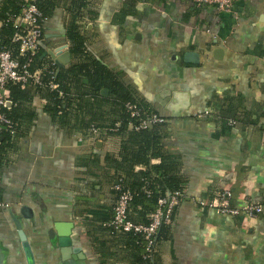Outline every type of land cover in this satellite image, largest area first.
Returning a JSON list of instances; mask_svg holds the SVG:
<instances>
[{
    "label": "crops",
    "instance_id": "crops-1",
    "mask_svg": "<svg viewBox=\"0 0 264 264\" xmlns=\"http://www.w3.org/2000/svg\"><path fill=\"white\" fill-rule=\"evenodd\" d=\"M65 2L56 0L45 22V52L69 50ZM82 12L89 55L165 118L164 143L187 176L185 196L154 248L158 264H264V214L232 217L198 205L224 190L236 206L264 201V0H238L231 12L188 0H87ZM187 53L197 62H187ZM43 105L33 99L35 117L0 152L4 264H26L14 219L35 264H100L84 211L115 203L104 157L117 153L119 138L83 139L61 128ZM221 106L226 116L244 120L226 125L203 116ZM59 223L73 224L72 243L84 257L76 263L61 259Z\"/></svg>",
    "mask_w": 264,
    "mask_h": 264
},
{
    "label": "trees",
    "instance_id": "trees-1",
    "mask_svg": "<svg viewBox=\"0 0 264 264\" xmlns=\"http://www.w3.org/2000/svg\"><path fill=\"white\" fill-rule=\"evenodd\" d=\"M65 1L67 19L64 35L72 61L66 68L57 71L51 61L40 60L45 52L40 44L32 69L42 71L41 85H29L24 89L11 87L12 107L8 114L16 123L17 130L10 140L6 137L0 140V152L10 148L11 141L20 133L24 124H30L36 115L31 104L34 98H39L44 101L43 112L61 128L72 130L83 139H91V128L98 130L101 136L104 134L119 138L117 153H106L104 157L106 178L112 188L110 193L116 201L122 190H129L132 194V218L138 223L148 224L149 215L156 209L159 197L176 191L182 193V197L185 196L187 176L182 172L179 155L169 150L164 143L169 134L166 123L143 130H133L130 127L138 124L140 117L160 115L146 103L138 101L132 91L119 81L117 75L89 55L81 29V22L86 15L82 10L86 8L87 0ZM22 5L23 0H3L0 3V22L10 17L17 18ZM36 5L48 19L58 4L56 0H36ZM12 34L11 25H2L1 45L6 49H12ZM50 85L55 88H50ZM103 89L108 91L107 96L101 95ZM130 102L137 103L142 116L130 117L126 108V104ZM221 108L218 111L206 110L203 116H212L216 123L226 125L244 120L237 114L226 116L228 114L225 112L229 110ZM117 185L120 190H117ZM113 207L114 205H102L84 211L89 215L85 217L86 234L92 251L99 256L100 264H158L154 248L157 241L165 237L164 230L168 226L160 227L154 238L152 251L147 253V243L142 235L118 232L111 227ZM107 258L111 261L108 262Z\"/></svg>",
    "mask_w": 264,
    "mask_h": 264
},
{
    "label": "built area",
    "instance_id": "built-area-1",
    "mask_svg": "<svg viewBox=\"0 0 264 264\" xmlns=\"http://www.w3.org/2000/svg\"><path fill=\"white\" fill-rule=\"evenodd\" d=\"M197 8L212 7L217 12H231L238 0H188ZM47 18L36 5V0H23L21 11L17 18H8L0 22L2 25H11L13 34L10 38L12 49H6L1 45L0 35V140L4 137L12 138L16 134L17 125L9 116L8 111L12 107L10 100L11 87L18 86L24 89L29 85H41L42 71L32 69L34 61L40 49ZM50 74H52L50 72ZM50 88H55L50 85ZM11 106L8 107L7 103ZM126 108L130 117L139 118L142 111L137 103H127ZM138 124L131 125L133 130L147 129L153 125L165 124L166 120L156 114L140 117ZM234 122H230L232 125ZM98 134V130L91 128L92 137ZM120 190V186H116ZM182 193L176 191L167 193L157 199L156 209L149 215V223L136 222L130 212L132 194L129 190H122L114 203L111 227L118 232H133L142 235L147 243L146 252L151 253L154 238L162 226H170L176 207L181 201ZM232 193L224 190L216 195L215 199L199 201L201 208L215 210L227 216H245L257 218L264 214V201L250 200L242 206L232 203ZM2 205L0 204V208Z\"/></svg>",
    "mask_w": 264,
    "mask_h": 264
},
{
    "label": "water",
    "instance_id": "water-1",
    "mask_svg": "<svg viewBox=\"0 0 264 264\" xmlns=\"http://www.w3.org/2000/svg\"><path fill=\"white\" fill-rule=\"evenodd\" d=\"M3 0H0V3ZM216 53H221V51H217ZM49 58L52 60L53 64L56 66L57 71L63 69L66 65L70 63V53L67 45H60L54 47L53 49H49L43 53L41 58ZM186 61L190 63L197 62V56L194 53H187L185 55ZM102 96H107L108 91L103 89L101 90ZM7 106L10 107L11 103L8 102ZM15 227L17 230L18 238L21 243L22 251L24 254V258L26 264H35L34 256L31 250V247L26 239L25 234L22 231L21 224L19 221L14 219ZM58 238H57V248L59 250V254L61 256L62 261H73L76 263L78 259H83V255L77 248L73 246L71 233L73 224L72 223H59L56 225ZM3 254L0 250V264H4Z\"/></svg>",
    "mask_w": 264,
    "mask_h": 264
}]
</instances>
